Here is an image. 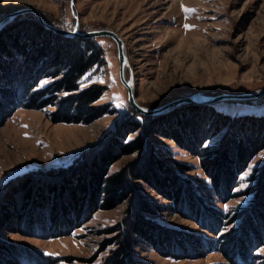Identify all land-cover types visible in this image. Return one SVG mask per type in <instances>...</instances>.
Here are the masks:
<instances>
[{"label": "rangeland", "instance_id": "1", "mask_svg": "<svg viewBox=\"0 0 264 264\" xmlns=\"http://www.w3.org/2000/svg\"><path fill=\"white\" fill-rule=\"evenodd\" d=\"M72 1L73 6L71 0H0V17L32 7L56 27L72 29L77 18L79 31H114L124 42L133 70L135 98L145 107H157L195 92L242 94L264 88V0ZM25 22L63 37L44 27L29 12L15 17L0 30V36L7 41L8 37L20 32ZM86 40H93L102 56L100 64L84 76L82 87L94 82L103 86L104 93L95 105L104 106L105 113L88 123L56 122L50 118L57 108L55 105L31 108L25 100L8 107V100L0 99V193L6 184L23 175L37 179L49 170L82 167L105 147L119 121L132 119L134 110L119 80L115 43L107 36ZM9 52L16 57L14 51ZM21 59L23 62L24 58ZM18 78L16 72L12 87L0 85L5 88L3 93L8 99L11 94L13 96L16 85L25 80ZM49 81L41 79L33 90L43 88ZM210 105L213 104L190 103L165 114L146 117L161 119L178 115L191 106ZM216 106L235 119L247 115L264 116V99L218 102ZM206 116L207 113L194 119L201 125L208 120ZM204 126L210 127L209 122ZM228 129L227 126L207 143L220 140ZM147 140L155 158L188 179L204 202L216 209L222 218L221 231L213 234L203 229L191 218L173 211L172 205L145 183L134 181L139 196L160 208L156 214L148 215L151 222L169 231L206 240L209 248L200 249L195 255L179 251L176 256H166L141 243L131 250L129 263L264 264V233L246 262L230 261L222 247L225 238H221L224 234L234 235L243 222V214L253 203V195L247 188L264 177V147L238 176L229 198L221 199L211 188L196 156L157 134L149 133ZM84 152L87 157L82 158ZM138 156L139 153L122 155L109 166L110 171L133 164ZM129 203L125 199L111 209L96 210L84 223L60 235L36 225L29 229L25 225L20 226V232L1 231L0 240L21 249L18 251L24 256L21 264H38L35 261L39 256L47 259L46 264H105L119 250L114 230L128 215ZM238 215L241 216L237 219Z\"/></svg>", "mask_w": 264, "mask_h": 264}, {"label": "trees", "instance_id": "2", "mask_svg": "<svg viewBox=\"0 0 264 264\" xmlns=\"http://www.w3.org/2000/svg\"><path fill=\"white\" fill-rule=\"evenodd\" d=\"M23 25L7 41L0 36V85L12 87L16 72L18 79L25 78L16 85L18 89H13L12 98L8 99L3 93L5 88L0 87V99L8 100V107L25 100L31 108L55 105L50 118L56 122L88 123L102 116L106 108L95 103L104 93L103 86L94 82L82 87L84 76L101 62L100 48L93 40L61 37L30 22ZM10 50L16 57L10 55ZM45 78L50 79L49 83L33 90ZM216 105L191 106L161 119L133 111L132 119L119 121L105 147L82 167L49 170L37 179L24 175L15 178L0 193V232H20L22 226L29 229L36 225L60 235L84 223L94 211L111 209L127 199L128 215L114 230L119 250L105 264H130L131 250L141 243L166 256H176L179 251L195 255L200 249H208L206 240L151 222L148 215L156 214L160 208L139 196L134 181L145 183L181 216L191 218L213 234L220 232L222 218L216 209L204 202L188 179L161 164L147 140L149 133L157 134L196 156L214 192L221 199L229 198L238 176L264 147V116L235 119ZM203 113H207L208 128L205 121L198 125L194 119ZM227 126L228 133L220 140L207 143ZM133 153H139L136 162L110 171L116 159ZM86 155L84 152L81 157ZM247 192L253 195V203L243 214L241 226L234 235L221 236L225 238L222 247L232 262H246L264 233V177L249 186ZM19 250L0 240V264H21L24 256ZM36 262L46 264L47 259L39 256Z\"/></svg>", "mask_w": 264, "mask_h": 264}, {"label": "water", "instance_id": "3", "mask_svg": "<svg viewBox=\"0 0 264 264\" xmlns=\"http://www.w3.org/2000/svg\"><path fill=\"white\" fill-rule=\"evenodd\" d=\"M71 6H73L72 0H71ZM27 12L34 14L44 27L66 38L78 37L84 39L86 38L92 39L102 36H107L111 38L116 45V51H117L116 56L119 66V70H118L119 80L126 89L127 102L135 112L143 116H157V115L165 114L174 108L190 103L197 105H206V104H214L218 102H246V101L264 99V88L242 94L221 93V94L213 95V94H206L203 92H195L190 95L183 96L174 99L170 102L161 104L157 107H145L143 105H140L137 101H135V93L133 92V89L135 87L133 70L130 66L128 56L125 53L124 42L114 31L110 29H93L87 31H79L76 16H75L76 22L72 29L56 27L48 23L38 9L32 7L18 9L0 17V30L4 28L7 24H9L15 17ZM126 72L128 74L127 78H126Z\"/></svg>", "mask_w": 264, "mask_h": 264}, {"label": "bare ground", "instance_id": "4", "mask_svg": "<svg viewBox=\"0 0 264 264\" xmlns=\"http://www.w3.org/2000/svg\"><path fill=\"white\" fill-rule=\"evenodd\" d=\"M126 53V52H125ZM128 76L126 75V78H127ZM125 88V87H124ZM135 91V87H134V89H133V92ZM135 101H137V99L135 98Z\"/></svg>", "mask_w": 264, "mask_h": 264}, {"label": "snow or ice", "instance_id": "5", "mask_svg": "<svg viewBox=\"0 0 264 264\" xmlns=\"http://www.w3.org/2000/svg\"><path fill=\"white\" fill-rule=\"evenodd\" d=\"M185 11H194V10H191V9H185ZM186 27H188V26L186 25Z\"/></svg>", "mask_w": 264, "mask_h": 264}]
</instances>
